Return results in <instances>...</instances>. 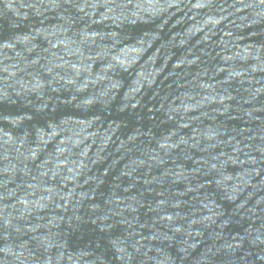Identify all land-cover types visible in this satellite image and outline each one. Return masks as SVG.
<instances>
[{"label": "clouds", "instance_id": "1", "mask_svg": "<svg viewBox=\"0 0 264 264\" xmlns=\"http://www.w3.org/2000/svg\"><path fill=\"white\" fill-rule=\"evenodd\" d=\"M0 264H264V0H0Z\"/></svg>", "mask_w": 264, "mask_h": 264}]
</instances>
